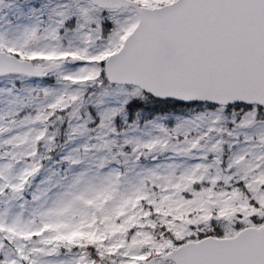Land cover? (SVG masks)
Returning <instances> with one entry per match:
<instances>
[{
	"label": "snow or ice",
	"instance_id": "obj_1",
	"mask_svg": "<svg viewBox=\"0 0 264 264\" xmlns=\"http://www.w3.org/2000/svg\"><path fill=\"white\" fill-rule=\"evenodd\" d=\"M0 264H264V0H0Z\"/></svg>",
	"mask_w": 264,
	"mask_h": 264
}]
</instances>
